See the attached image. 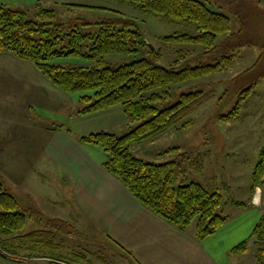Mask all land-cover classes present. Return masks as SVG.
Returning a JSON list of instances; mask_svg holds the SVG:
<instances>
[{"label": "trees", "instance_id": "trees-1", "mask_svg": "<svg viewBox=\"0 0 264 264\" xmlns=\"http://www.w3.org/2000/svg\"><path fill=\"white\" fill-rule=\"evenodd\" d=\"M1 1L0 53L31 62L53 86L66 94L79 95L80 102L85 105L79 112L81 115L119 106L131 121L138 123L122 137L96 132L79 138L82 144L101 148L106 155L103 169L119 180L143 207L179 231H186L195 222L197 241L202 242L215 235L228 220V216L222 214L224 203L220 194L208 192L194 182L178 188L173 185L174 166L188 161L191 168L199 173L209 155L200 152L180 154L177 149H172L169 152H176L179 161L177 159L158 165L135 158L129 147L172 129H188L191 126V115L212 100L216 93L214 90L188 91L181 93L172 106L159 109L170 99V87L228 71L239 56L240 48L256 46V42L248 41L244 34L247 26L243 15L245 2L227 0L231 6L229 10L240 16L238 32L229 33L230 19L209 10L199 0H121L135 4L140 13L162 22L195 25L197 34L158 38L161 43L185 47L176 52L174 67L159 66L157 61L161 58V51L157 50L149 52L148 57L110 68L106 65L105 56L129 55L139 52L145 46L135 21L112 11L116 16L95 23V33L82 34L79 27L90 23L82 19L56 22L54 11L45 9L42 0ZM6 1L23 4L12 9L4 3ZM64 39H67V51L59 48ZM87 40L90 44L84 53L83 44ZM61 57L83 58L94 65L64 68L50 64L53 58ZM181 62L184 66L178 67ZM255 68L256 65L231 80L237 101L228 114L218 116L220 121L242 118L243 109L248 107L251 99L257 97L255 89L260 80L264 79V72L254 75ZM263 181L264 147L253 169L251 189L259 187ZM237 206L243 204L238 203ZM54 221L58 226L69 228V233L75 231L68 222ZM25 225L26 215L18 211L17 199L0 182V237L22 231ZM49 233L35 231L26 237L35 241L40 237H50ZM250 238L258 245L256 264H264V214L254 226ZM245 250L246 242H243L233 248L231 253ZM0 255L7 257L1 251Z\"/></svg>", "mask_w": 264, "mask_h": 264}, {"label": "rangeland", "instance_id": "rangeland-1", "mask_svg": "<svg viewBox=\"0 0 264 264\" xmlns=\"http://www.w3.org/2000/svg\"><path fill=\"white\" fill-rule=\"evenodd\" d=\"M199 1L203 2L209 10L223 14L230 19L229 33L238 32L240 16L234 15V12L229 10L231 8L229 1ZM243 1L246 4L243 15L247 22L244 34L248 41H255L256 46L240 48L239 56L234 60L231 69L228 71H223L195 82L170 87L171 97L163 105L159 106V109L172 106L178 101L181 93L188 91L207 92L214 90L216 93L212 100L191 115V126L188 129H172L156 138L132 144L129 147L130 153L135 158L146 163L158 165L178 159L176 152H169L172 149H177L180 154L190 155L198 152L203 155L208 154L204 168L199 173H196L191 168L188 161L174 166L173 185L178 188L181 185L194 182L201 185L208 192H218L224 203L222 207L223 216H228L232 213L233 209L230 206V202L238 199L245 200V191L252 181V173L254 166L259 160V152L264 147V136L261 133V123L264 124V116H262L263 119L261 120V91L264 92V81L261 82L260 80V83L256 86V99H251L248 107L245 110L243 109V113L249 114L247 116L248 119L244 123H242L244 119L241 117L226 122L218 119V116L228 114L236 104L237 95L231 88V80L254 65H256L254 75L264 72V41L261 43V35H264V14L261 15V10L264 11V0ZM41 2L45 9L54 11L56 22L82 19L90 23V25L79 27L82 34L95 33L97 31L95 23L115 17V12L135 21L141 34V42L145 46L137 53L105 56L106 65L110 68H117L148 57L149 52L157 50L161 51V58L157 61V64L164 68L174 67L177 58L176 52L183 50L185 47L164 44L159 42L158 38L175 34H188L191 36L197 34L195 25L162 22L140 13L135 4L124 3L121 0H42ZM4 3L12 9L23 4L15 1H6ZM77 6H88L92 9ZM220 39L221 37L218 38L219 41ZM89 44L90 41L88 40L84 42V53L88 51L87 47ZM59 48L64 51L68 50L67 39H64ZM50 64L64 68L92 67L94 65L93 62L86 59L71 57L53 58ZM177 66L183 67L184 64L181 62ZM56 93L58 96L51 91L50 99L42 94L43 98L41 100L42 102L46 101L47 104L43 107L35 105V112L32 117L37 121L36 128L40 124L42 130L41 145L43 147V156L38 157L35 161L36 166H40L38 168L44 167L47 169V166H49L44 155V149L51 131L46 130V128H66L78 137L89 135L91 132L96 133L99 130L122 137L138 125L137 122L131 121L120 107L111 108L96 115L79 116L78 112L85 107L80 102L79 95L66 94L64 92ZM256 106H259V108ZM17 118L15 113H11L4 115L2 120H15ZM95 149L100 154H103L100 148ZM12 152L18 155L16 150H12ZM44 160L47 163L44 164ZM20 161L15 157L13 158L10 154L7 166L12 167L15 162ZM234 170L239 175H234ZM1 175L0 182L18 201V211L26 215L25 227L22 231L12 235L18 237L31 231L45 230L55 232L60 235V238L64 237V241L60 242V239L53 241L50 237L46 239L40 237L35 241L30 239H10L5 241V237H0V249L3 247L7 250H15L19 245L26 247V249L28 248L25 253L20 255L28 258L24 262L0 258V264H49L46 259L50 257L62 259L67 264H128L120 258L124 257L123 249L110 240L101 227L102 231L98 229L99 226L91 224L93 232L88 231V229H82L81 231L75 229L74 232L69 233V228L56 224L57 222L54 220L66 218L67 210L51 205L48 200H53L54 197L67 198L65 176L51 172L50 175H43V177L40 175L38 177L32 173L26 174L25 171L20 177ZM16 185L19 186L16 187ZM25 190H28L32 195H26L23 192ZM54 225L55 227H53ZM56 225L58 226V231L56 230ZM188 229L194 230L195 222ZM251 250L253 251L254 249L252 248ZM77 255H83L85 257L84 261L77 259ZM38 257H44V259Z\"/></svg>", "mask_w": 264, "mask_h": 264}, {"label": "crops", "instance_id": "crops-1", "mask_svg": "<svg viewBox=\"0 0 264 264\" xmlns=\"http://www.w3.org/2000/svg\"><path fill=\"white\" fill-rule=\"evenodd\" d=\"M263 37L264 35H261V43L264 41ZM51 91L55 94L62 92L31 62L17 59L8 53H0V174L20 177L25 171L26 174L32 173L38 177L50 175L51 172L65 176L67 198L54 197L53 200H48L51 205L67 210L66 218L58 220L68 222L74 229L80 231L88 229L93 232L91 224L99 226V230L101 227L107 237L123 249L124 257L120 258L128 264H256L258 245L250 235L260 216L264 214V181L254 190L251 189V181L245 191V200L230 202L233 211L228 215L226 223L215 235L199 242L195 239V229L181 232L143 207L119 180L103 169L102 165L106 160L104 152L100 154L95 149L99 147L82 144L79 142L81 136H76L69 129L46 128L51 131L44 149L49 166L46 164L47 169L36 166V159L43 156L42 130L40 124L36 128L37 121L32 117L35 105L43 107L47 104L46 101L42 102V94L50 99ZM116 107L119 106L111 108ZM111 108L94 114L81 115L79 112L78 114L96 115ZM121 110L123 112L122 108ZM11 113H15L18 118L2 120L4 115ZM248 115L243 114L242 123L248 119ZM262 116H264L263 91L261 120ZM101 131L104 130L96 132ZM261 133L264 136L262 123ZM12 150H16L18 155ZM10 154L22 162H15L12 167L7 166ZM47 161L44 160V164ZM233 174L239 175L235 170ZM23 192L32 195L28 190ZM238 203H242L243 206H237ZM35 231L18 237L11 235L4 240H27L26 236ZM39 231L50 232L53 241L59 239L60 242L64 241V237L60 238V235L53 231ZM243 242H246L245 251L231 253L233 248ZM1 248L2 253L7 256L0 255L3 260L24 262L28 259L26 256H20L26 252L28 249L26 247L19 245L15 250ZM84 258L83 255H77V259L84 261ZM46 260L49 264H67L62 259L52 257Z\"/></svg>", "mask_w": 264, "mask_h": 264}]
</instances>
